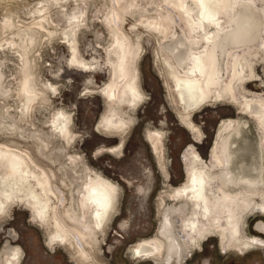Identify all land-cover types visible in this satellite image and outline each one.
<instances>
[{"label": "bare ground", "instance_id": "bare-ground-1", "mask_svg": "<svg viewBox=\"0 0 264 264\" xmlns=\"http://www.w3.org/2000/svg\"><path fill=\"white\" fill-rule=\"evenodd\" d=\"M111 1L113 6L106 20L113 37L111 49L107 50L111 74L107 84L96 91L107 104L97 130L119 142L101 147L94 158L108 154L121 159L125 156L127 137L141 122L138 111L147 102L138 68L144 50L123 29L126 18L141 13L134 10L133 0ZM161 3L155 15H148L135 27L152 30L163 38L164 44L167 42L168 50L163 53L170 58L166 60L169 82L165 77L164 82L169 97L172 91L179 102L176 109L173 99H169L179 125L189 132L192 141H203L192 123L193 114L217 103L237 108V115L245 116L246 120L236 117L220 123L208 161L197 153L191 154L193 149L187 145L183 153L184 181L162 193L156 233L137 241L128 253L133 259L179 264L173 260L165 233L171 219L180 222V231L189 236V243L200 237L195 250L198 252L210 241L209 237L218 241L223 255H244L264 249V240L249 233L252 219L264 217V92L255 93L247 87L260 81L255 62L264 63V0H161ZM77 32L73 26H67L64 32L69 43L68 62L70 66L91 71L92 65L78 55L76 42L72 41ZM29 76L25 71L21 89L24 107L40 95L32 89ZM161 125L166 127L165 123ZM50 127L61 149L54 152L37 145V155L17 144L27 141L24 135L0 128V134L13 142L0 141V215L7 210L10 213L12 206L22 207L30 213V223L47 230L44 243L50 252L64 247L75 264H93L97 256L85 244L94 248L100 240L98 236L107 237L114 228L121 216L119 204L124 188L86 163L82 165L85 170L75 166L71 171L64 172L62 168L56 171L59 160L69 156L80 137L73 133L65 112L58 111ZM143 135L166 188L172 175L164 151L165 135L149 127ZM74 164L77 165L72 161L71 165ZM61 186L65 187L64 192ZM60 211L65 220L59 217ZM115 235L122 238L117 232ZM77 237L81 244L76 242ZM6 241L0 251V264H22L24 249Z\"/></svg>", "mask_w": 264, "mask_h": 264}, {"label": "rangeland", "instance_id": "rangeland-1", "mask_svg": "<svg viewBox=\"0 0 264 264\" xmlns=\"http://www.w3.org/2000/svg\"><path fill=\"white\" fill-rule=\"evenodd\" d=\"M133 4L134 10L141 13L126 18L123 29L144 50L138 68L147 102L137 114L139 118L142 117L141 122L127 137L125 156L116 159L108 154L94 158L95 151L101 147H112L119 142V139L103 136L97 130V123L107 110L105 99L97 95L96 91L107 84L111 74L107 50L111 49L113 37L106 20L113 2L0 0V128L5 127L10 132L24 135L27 141L17 144L32 153L37 145L49 151L59 150L61 144L53 139L50 125L58 111L65 112L72 131L80 137V142L68 157L59 160L60 165L56 167V171L59 168L64 172L69 169L71 171L75 166H80L78 170H85L82 165L86 163L87 167L102 171L105 176L118 182L121 189L124 188L119 204L121 216L116 220L114 228L107 237L98 236L100 240L94 248L89 243L85 244L90 253L97 256L93 264H157L149 260L133 259L128 252L137 241L156 233L160 222L157 209L162 193L168 190L167 187L178 186L184 181L179 153L185 151L188 145L193 149L191 154L201 153L206 160L201 156L202 159L208 161L207 147L213 135L217 134L220 123L223 125L236 117H240V121L246 120L245 116L237 115V108L225 103H217L195 112L192 123L199 130L197 135L203 141H208L200 148V153L197 152L191 144L193 141L189 132L181 124L180 127L173 124L174 115L176 116L174 110L179 108V102L172 91L169 97L164 82V77L169 82L166 60L170 58L163 53V50H168L165 45L167 42L164 44L163 38L152 30L143 26L135 27L149 18L148 15L157 13L162 7L161 0H133ZM67 26L77 27L78 32L72 41L76 42L78 55L92 65L91 71L70 66L69 43L64 35ZM262 55L258 58L261 59ZM254 66L260 81L247 87L255 93L264 92V63L260 60ZM25 71L30 75L32 89L40 94L27 107H24L21 94ZM170 98L176 109L170 106ZM165 109L172 125L169 129L162 127L161 124L165 121L155 114L156 111L163 112ZM147 127L165 135L164 151L172 175V182L166 188L162 186L157 161L143 135ZM215 140L216 135L212 147ZM0 141L13 143L12 139L1 134ZM70 155L73 156L72 160ZM72 161L77 165H71ZM58 176L61 178L63 173L60 171ZM64 178L68 179L67 176ZM61 187L64 192L65 187ZM65 193L68 194V191ZM61 211L59 217L65 220ZM256 222L254 220L253 224ZM179 226V221L171 219L165 229L173 260L179 264H264L263 250H256L247 256H238L236 253L223 255L218 248V241L213 237H209L210 241L202 245L203 252L195 251L200 237L197 242L189 243V236H184ZM0 228V251L6 240H11L9 242L12 246L19 245L24 249L22 264H75L64 247H58L54 253L45 247L47 230L30 223V213L20 206H12L10 213L7 210L0 215ZM115 232L122 238L115 235ZM249 233L261 236L251 228ZM10 234L18 237L10 238ZM258 236L256 237L260 238ZM76 242L81 244L78 237Z\"/></svg>", "mask_w": 264, "mask_h": 264}, {"label": "water", "instance_id": "water-1", "mask_svg": "<svg viewBox=\"0 0 264 264\" xmlns=\"http://www.w3.org/2000/svg\"><path fill=\"white\" fill-rule=\"evenodd\" d=\"M167 109H165L163 112H160V111H156L155 112V114H157V115H159L160 116V120H164L165 121V124H166V127H167V129H169V127L170 126H172V125H170V123H169V119H168V115H167ZM164 115H163V114ZM166 113V114H165ZM174 117H175V121H174V123L173 124H175L177 127H180L179 126V122L177 121V118H176V116L174 115ZM135 118V117H134ZM136 118H138L137 116H136ZM142 118V117H141ZM140 118V120H142ZM144 118V117H143ZM146 118V117H145ZM144 118V119H145ZM151 121H154V120H151ZM154 122H156V121H154ZM171 130V129H170ZM167 131V130H166ZM172 132H173V130H171ZM214 137H215V135H213V137H212V139H211V143L209 144V146L207 147V155H206V157L208 156V155H210V150H211V145H212V142H213V139H214ZM127 140H128V138H127ZM127 140H126V143H127ZM207 142L208 141H201V142H191V144H193V146L195 147V149L197 150V152H199V150H200V148L203 146V145H206L207 144ZM184 151V150H183ZM183 151H181L180 153H179V161H180V163H181V167H182V170H183V173H184V162H183ZM200 153V152H199ZM200 155H201V153H200ZM202 156V155H201ZM203 157V156H202ZM204 158V157H203ZM204 160H206V158H204Z\"/></svg>", "mask_w": 264, "mask_h": 264}, {"label": "flooded vegetation", "instance_id": "flooded-vegetation-1", "mask_svg": "<svg viewBox=\"0 0 264 264\" xmlns=\"http://www.w3.org/2000/svg\"><path fill=\"white\" fill-rule=\"evenodd\" d=\"M262 219H264V218H262ZM262 219H260V218H254V219H252L253 221L254 220H256L257 222L256 223H254L253 224V221L252 222H250L249 224H250V228H251V230L252 231H256V232H258L259 234H261V236L259 235H255V236H258V237H260V239H262V240H264V220H262ZM252 225H254V227L252 226ZM263 236V237H262ZM217 245H218V248H219V244H218V242H217ZM260 250H264V249H260ZM203 251H204V249H203ZM202 251V252H203ZM201 252V253H202ZM250 253H252V252H250ZM250 253H247V254H244V255H240V254H237L238 256H247L248 254H250ZM263 254H264V252H263ZM25 258V257H24Z\"/></svg>", "mask_w": 264, "mask_h": 264}, {"label": "crops", "instance_id": "crops-1", "mask_svg": "<svg viewBox=\"0 0 264 264\" xmlns=\"http://www.w3.org/2000/svg\"><path fill=\"white\" fill-rule=\"evenodd\" d=\"M149 125H152V124H149ZM145 190V189H144Z\"/></svg>", "mask_w": 264, "mask_h": 264}]
</instances>
